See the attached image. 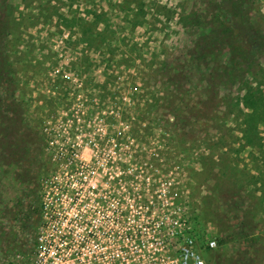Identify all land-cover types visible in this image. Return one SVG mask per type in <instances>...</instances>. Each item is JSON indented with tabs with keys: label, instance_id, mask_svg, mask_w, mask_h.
<instances>
[{
	"label": "rangeland",
	"instance_id": "1",
	"mask_svg": "<svg viewBox=\"0 0 264 264\" xmlns=\"http://www.w3.org/2000/svg\"><path fill=\"white\" fill-rule=\"evenodd\" d=\"M2 3L0 261L31 253L39 179L75 148L171 172L217 241L206 264H264V0ZM234 6L251 30L231 73L217 14Z\"/></svg>",
	"mask_w": 264,
	"mask_h": 264
},
{
	"label": "built area",
	"instance_id": "2",
	"mask_svg": "<svg viewBox=\"0 0 264 264\" xmlns=\"http://www.w3.org/2000/svg\"><path fill=\"white\" fill-rule=\"evenodd\" d=\"M40 178L31 253L0 264H206L217 247L169 172L130 171L124 153L58 155Z\"/></svg>",
	"mask_w": 264,
	"mask_h": 264
},
{
	"label": "trees",
	"instance_id": "3",
	"mask_svg": "<svg viewBox=\"0 0 264 264\" xmlns=\"http://www.w3.org/2000/svg\"><path fill=\"white\" fill-rule=\"evenodd\" d=\"M242 10L234 7H226L225 11L217 14L219 18V26L222 27L221 34L225 37L226 47L229 50V61L231 65V73L241 70L248 59V54L245 43V33L251 30V27L246 25ZM236 20V22L234 21ZM234 21V23H233ZM9 24V15L5 13L4 3L0 4V30L6 28ZM250 97V98H249ZM252 92H247L242 98L244 106L255 111L257 107L253 104Z\"/></svg>",
	"mask_w": 264,
	"mask_h": 264
},
{
	"label": "flooded vegetation",
	"instance_id": "4",
	"mask_svg": "<svg viewBox=\"0 0 264 264\" xmlns=\"http://www.w3.org/2000/svg\"><path fill=\"white\" fill-rule=\"evenodd\" d=\"M123 141H126V138L125 139H123ZM40 180V179H39Z\"/></svg>",
	"mask_w": 264,
	"mask_h": 264
}]
</instances>
